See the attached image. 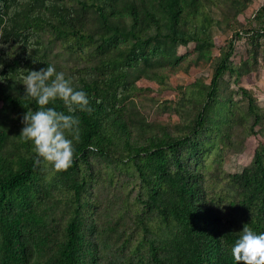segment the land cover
Here are the masks:
<instances>
[{
  "label": "trees",
  "instance_id": "obj_1",
  "mask_svg": "<svg viewBox=\"0 0 264 264\" xmlns=\"http://www.w3.org/2000/svg\"><path fill=\"white\" fill-rule=\"evenodd\" d=\"M205 1L0 0V264H245L231 253L239 231L248 223L264 232V107L251 91L239 87L251 117L245 136L256 140L249 165L223 177L216 189L202 159L218 135L219 146L230 144L238 126L222 93L224 76L255 70L260 50L264 62V3L245 32L234 31L220 47L201 108L189 123L177 131L155 130L133 120L124 102L132 87L129 68L148 55L151 43L213 45ZM199 16L205 17L202 26H185ZM45 27L75 55L74 69L65 74L88 93L92 109L78 112L73 164L61 171L37 165L30 142L19 135L24 113L39 107L24 96L19 80L27 70L55 65ZM246 32L254 52L233 62L234 41ZM123 38L136 40L126 52L118 46ZM50 106L67 111L59 100ZM97 155L130 163L140 181L136 224L145 252L136 263L112 248L122 216L104 229L96 222L90 193ZM57 195L60 212L52 202ZM106 230L110 236L102 235Z\"/></svg>",
  "mask_w": 264,
  "mask_h": 264
},
{
  "label": "rangeland",
  "instance_id": "obj_2",
  "mask_svg": "<svg viewBox=\"0 0 264 264\" xmlns=\"http://www.w3.org/2000/svg\"><path fill=\"white\" fill-rule=\"evenodd\" d=\"M263 3L264 0H206L203 8L206 15L212 19L207 33L213 45L200 46L194 41L174 45L161 41L154 46L151 43L148 55L145 58L140 57L137 64L129 68L132 87L124 102L133 120L145 121L148 125H153L155 130L159 126H164L173 131L189 123L201 108L202 94L210 84L214 59L219 55L220 47L234 31L245 32L255 12ZM204 19V16L190 18L185 26L200 27ZM44 36L50 60L59 70L68 72L71 68L74 69L75 55L62 48L60 41L49 28L45 27ZM135 41L132 38H123L118 42V46L126 52ZM152 46L157 48L153 49ZM262 47L263 40L260 48ZM253 52L254 45L246 32L234 41L231 60L238 62L241 57ZM114 55L118 58L119 51H114ZM258 60V66L252 72L239 77L227 73L221 82L225 90L222 93L229 100L231 116L238 126L236 132L232 134L230 144L219 146L218 135L203 154L202 167L206 170L207 180L211 181L210 185L216 189H219L223 177L240 173L252 160V149L256 140L245 136V129L251 122V117L244 111L245 100L241 98L239 87L251 91L256 102L264 107V62L261 50ZM140 75L141 78L138 77ZM255 129L258 130L259 126ZM91 160L96 180L93 181L90 198L97 205L94 216L99 229H104L107 224L114 225L118 216H122L119 226L123 229L118 233L116 246L112 248L117 250L115 252L132 256L130 259L136 263L140 252H145L143 244L138 243L140 237L136 224V215L141 211V206L136 201L140 181L130 163L126 161L110 162L98 155L93 156ZM58 198L59 195L52 202L55 211L60 212L63 206ZM101 216L106 218L104 222L101 221ZM103 233V236H110L107 230ZM126 239L131 243L128 245L126 242L127 247L124 244Z\"/></svg>",
  "mask_w": 264,
  "mask_h": 264
},
{
  "label": "clouds",
  "instance_id": "obj_3",
  "mask_svg": "<svg viewBox=\"0 0 264 264\" xmlns=\"http://www.w3.org/2000/svg\"><path fill=\"white\" fill-rule=\"evenodd\" d=\"M25 85L24 96L39 105L24 113L20 138L30 142L37 165L54 171L67 170L74 160V141L80 139L79 111H91L90 98L83 88L73 84L72 77L58 71L54 64L27 70L19 80ZM62 101L67 111L55 106ZM235 262L264 264V232L245 223L232 249Z\"/></svg>",
  "mask_w": 264,
  "mask_h": 264
}]
</instances>
